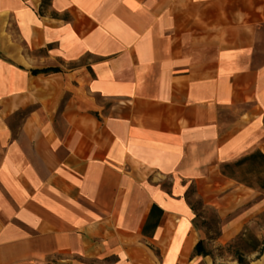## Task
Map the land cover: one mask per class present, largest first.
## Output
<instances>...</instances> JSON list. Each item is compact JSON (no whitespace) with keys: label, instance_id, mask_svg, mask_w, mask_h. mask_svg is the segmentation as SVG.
<instances>
[{"label":"crops","instance_id":"0c3cea01","mask_svg":"<svg viewBox=\"0 0 264 264\" xmlns=\"http://www.w3.org/2000/svg\"><path fill=\"white\" fill-rule=\"evenodd\" d=\"M40 4L0 0V264H236L214 251L264 191L221 165L264 154V0ZM11 23L23 42L6 39ZM21 47L24 61L1 55ZM188 183L236 215L217 238L194 226ZM153 204L163 213L146 236ZM199 240L213 255L193 254Z\"/></svg>","mask_w":264,"mask_h":264},{"label":"trees","instance_id":"16d2710c","mask_svg":"<svg viewBox=\"0 0 264 264\" xmlns=\"http://www.w3.org/2000/svg\"><path fill=\"white\" fill-rule=\"evenodd\" d=\"M51 0H41L40 7L38 9V14L43 15L45 13L46 6L50 3ZM53 17H59L57 13L51 12ZM64 19H67L68 14H63ZM60 71L59 67H45L40 69H31L33 74L37 73H48V72H58ZM222 173L230 178L235 179L236 181L243 183L247 186L258 185L264 191V154L260 150H255L249 154H246L239 159L235 160L232 163H224L221 165ZM166 192L170 193V189H166ZM195 194V189L189 188L184 193V197L187 200L190 208L193 210L195 217L193 224L195 227H198V223L195 221L196 218L200 216L197 213V208H202V203L199 199H196L194 202H191L189 199L192 195ZM163 210L153 204L150 208L147 220L142 228V233L146 236H151L162 216ZM214 236H219V232L216 230ZM214 236H207L208 239H213ZM239 241L243 244H247L251 252H257L256 258H258L264 251V241L257 238L247 227L241 232L237 237ZM232 249L229 253L233 255L236 264H250L249 259L246 257L245 253L239 248L234 247L232 244L227 245V249ZM194 255H213L211 249H207L203 240L197 241L193 249ZM42 264H61L56 260L48 261Z\"/></svg>","mask_w":264,"mask_h":264},{"label":"rangeland","instance_id":"374dc122","mask_svg":"<svg viewBox=\"0 0 264 264\" xmlns=\"http://www.w3.org/2000/svg\"><path fill=\"white\" fill-rule=\"evenodd\" d=\"M5 25L8 29V32H10V34L6 37V39L13 36V38H15L17 40V42L19 40L21 42L24 41V36L19 34V32L16 29V25L14 23L5 24ZM2 37H4V36H2ZM263 43H264V41L262 40L261 44H263ZM26 53H27V51L25 49H23V47H21V48L17 49L16 51L11 52V54H12L11 57L6 56L4 54H1V55L3 56V58L18 62V61H24L25 60ZM34 55H35V53H34ZM86 60H87V56H84L81 61H86ZM72 64H75V63H69V65H72ZM27 112H28L27 109L17 111L14 115H12L10 117L9 124L14 128H15V126L17 127L18 125H20V123L22 122V119L25 117ZM231 117H232L231 114H226V116H225L226 119L231 118ZM171 183L172 182L169 178H164L161 181V186L165 190L170 189ZM192 187L195 189V194L192 195L189 200L191 202H194L196 199H199L203 205L202 208L198 207L197 211H196L197 213L200 214V216L195 219V221L199 225L198 227L203 229L207 236H214L215 235L214 232L216 230L219 232V235H220V233H221L220 229L222 228V225H224V223H227L230 220V218H232L235 214L233 215L230 212L227 213V211L224 213H220L215 208H213L211 206H207L206 204L203 203L200 195L197 193L196 185L194 183H188L186 190H188L189 188H192ZM254 187L257 189V191L255 192L256 198H259L260 195L258 194V192H262V190L256 184H254ZM236 213H238V212H236ZM193 214H194V212H193ZM194 217H195V214H194ZM193 221H194V218H193ZM250 221H251V224L250 225L245 224L244 227L242 228V230L240 231V233H238V235H236L231 241L227 242L226 244H224L221 247H218L217 250L214 251L215 257L223 258L226 263L235 261L233 255L229 253L234 248H231L228 251V249H227L228 244H232V246H234V247H239L243 251V253H245L246 257L252 258L254 256L255 253L250 251V248L248 247V245L246 243L243 244L241 241H239L237 239V237L241 234V232L244 230V228L247 227L248 230H250L257 238L264 241V209L255 213L252 216ZM217 237L214 236L213 239H215Z\"/></svg>","mask_w":264,"mask_h":264}]
</instances>
